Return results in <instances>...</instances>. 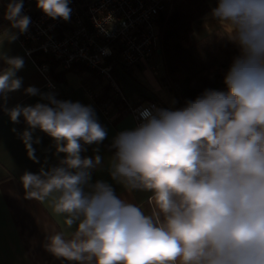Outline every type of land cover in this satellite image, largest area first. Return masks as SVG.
Here are the masks:
<instances>
[{
	"label": "clouds",
	"instance_id": "obj_1",
	"mask_svg": "<svg viewBox=\"0 0 264 264\" xmlns=\"http://www.w3.org/2000/svg\"><path fill=\"white\" fill-rule=\"evenodd\" d=\"M36 6L52 19L68 21L72 12L69 0ZM22 9L23 0H10L5 14L21 33L30 24ZM212 16L241 49L224 78L227 90H205L178 110L143 108L142 122L112 144L113 179L150 193V213L104 182L89 183L101 158H82V143L107 136L90 106L45 94L51 106L7 110L13 123L22 116L28 125L21 139L29 159L38 162L35 129L65 154L58 166L20 178L26 198L51 197L63 218L45 245L55 257L69 264H264V0H216ZM4 39L15 36L0 33V48ZM0 60L6 96L21 87L15 74L24 60L2 51Z\"/></svg>",
	"mask_w": 264,
	"mask_h": 264
},
{
	"label": "crops",
	"instance_id": "obj_2",
	"mask_svg": "<svg viewBox=\"0 0 264 264\" xmlns=\"http://www.w3.org/2000/svg\"><path fill=\"white\" fill-rule=\"evenodd\" d=\"M165 1L170 5H178L181 11L194 17L191 36L193 43L210 39L221 57L230 55L235 59L241 55L239 45L229 38L228 29L212 16L216 0ZM7 5L0 2V33L7 32L9 36H15V39H4L0 51L9 57H21L24 66L15 74L22 80L21 87L8 92L6 96H0V264H69L55 257L45 247L48 236L64 227L63 218L54 211L51 197L45 200L26 198L20 179L25 172L35 174L42 167L48 170L58 166L65 154L57 153L53 139L35 129L32 131L33 140L39 139V143H33L32 146L38 162L29 159L21 139L28 125L22 116L18 123H13L7 110L17 105L34 106L37 103L51 106L50 101L43 98L45 94H52L57 100L90 106L107 136L98 144L82 143V158H101L100 163L90 170L89 183L104 182L112 187L117 197L140 205L146 213H150V193L129 191L113 179L111 174L116 152L112 147L113 141L120 132L137 127V122L130 113L118 118L116 122L112 121L115 113L111 118L103 114L98 101L107 83L102 78L93 77L90 72L75 70L58 78L50 74V71L43 72L32 56L25 54L19 44L17 29L12 28L11 22L5 19ZM157 53L149 64L131 68L130 74L122 68L115 72V79L126 97L128 107L140 102L148 104L156 101L163 109L175 110V97L160 81L164 67ZM6 67L0 60V70ZM60 70L62 68L59 67L56 74ZM30 86L38 90L37 95L26 93L25 90Z\"/></svg>",
	"mask_w": 264,
	"mask_h": 264
},
{
	"label": "built area",
	"instance_id": "obj_3",
	"mask_svg": "<svg viewBox=\"0 0 264 264\" xmlns=\"http://www.w3.org/2000/svg\"><path fill=\"white\" fill-rule=\"evenodd\" d=\"M9 4L10 0H0ZM165 0H69L70 19H52L36 6V0H23L21 15L30 17L26 32L17 29L19 44L26 55L43 53L63 70L84 66L110 86L114 100L127 105L114 73L150 63L159 50L158 14ZM118 55V60H113ZM45 73L50 66H40ZM111 102L101 106L112 117ZM155 106L154 101L130 106L129 112L138 124L140 110Z\"/></svg>",
	"mask_w": 264,
	"mask_h": 264
},
{
	"label": "trees",
	"instance_id": "obj_4",
	"mask_svg": "<svg viewBox=\"0 0 264 264\" xmlns=\"http://www.w3.org/2000/svg\"><path fill=\"white\" fill-rule=\"evenodd\" d=\"M193 21L194 17L191 14L184 13L178 5H170L168 2L157 18L160 51L157 54L164 67L160 81L175 97L177 102L175 110L183 108L186 101L194 100L205 90L226 91L224 78L234 60L230 55L221 57L210 39L193 43L191 41ZM32 58L39 66L48 64L50 74L56 78L74 70L90 72L93 77H97L84 66H75L70 70L62 69L56 74L59 65L50 56L35 53ZM113 60H118V55H115ZM122 70L130 74L131 68L124 67ZM110 91L109 85L104 86L98 102L100 106L112 103L111 111L112 114L115 113L112 121L116 122L129 112V108L121 101L114 100Z\"/></svg>",
	"mask_w": 264,
	"mask_h": 264
},
{
	"label": "rangeland",
	"instance_id": "obj_5",
	"mask_svg": "<svg viewBox=\"0 0 264 264\" xmlns=\"http://www.w3.org/2000/svg\"><path fill=\"white\" fill-rule=\"evenodd\" d=\"M111 90V89H110ZM111 95H113V93L110 91Z\"/></svg>",
	"mask_w": 264,
	"mask_h": 264
}]
</instances>
